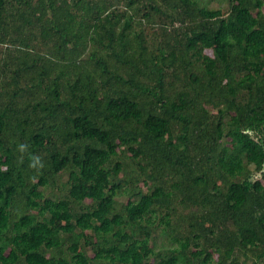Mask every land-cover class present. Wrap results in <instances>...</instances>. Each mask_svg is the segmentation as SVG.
I'll return each mask as SVG.
<instances>
[{"label":"trees","instance_id":"obj_1","mask_svg":"<svg viewBox=\"0 0 264 264\" xmlns=\"http://www.w3.org/2000/svg\"><path fill=\"white\" fill-rule=\"evenodd\" d=\"M0 264H264V0H0Z\"/></svg>","mask_w":264,"mask_h":264},{"label":"rangeland","instance_id":"obj_2","mask_svg":"<svg viewBox=\"0 0 264 264\" xmlns=\"http://www.w3.org/2000/svg\"><path fill=\"white\" fill-rule=\"evenodd\" d=\"M210 6L213 7V8H226L227 7L226 3L220 4L219 2H216V1L211 3ZM120 201L121 202L125 201V198H120Z\"/></svg>","mask_w":264,"mask_h":264}]
</instances>
